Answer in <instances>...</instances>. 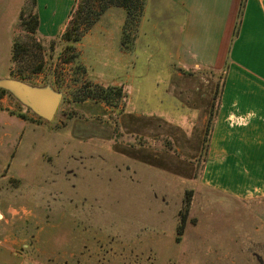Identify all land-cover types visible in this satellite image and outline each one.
Wrapping results in <instances>:
<instances>
[{"label": "rangeland", "instance_id": "374dc122", "mask_svg": "<svg viewBox=\"0 0 264 264\" xmlns=\"http://www.w3.org/2000/svg\"><path fill=\"white\" fill-rule=\"evenodd\" d=\"M21 4L0 0L3 81L13 78L8 71L11 36ZM39 7H44L40 0L36 6L24 0L21 11L36 13ZM67 14L59 11L56 24ZM126 18L125 12L122 38ZM140 18L121 38V51L133 50ZM68 21L48 39L20 28L15 32L23 50L15 64L11 61V71L24 79H13L49 86L61 98L49 122L38 120L9 93L0 98V213L9 210L5 218L13 217L8 231H0V264H264V202L232 201L201 182L219 74L188 72L200 92L194 87L172 97L169 76L158 60L162 52L143 45L138 61L125 70L114 37L104 43L92 37L90 46L94 41L99 50L86 47L93 56L85 68L78 60L81 40L62 38ZM36 67L39 73L32 74ZM124 70L134 75L127 91L110 85L126 80ZM95 85L122 88L123 96L108 94L110 105L81 101L96 91ZM202 94L211 95V103L200 132L195 105ZM32 125L63 128L60 155H54V142L45 141L42 132L33 133ZM48 191L58 192L55 201Z\"/></svg>", "mask_w": 264, "mask_h": 264}, {"label": "crops", "instance_id": "0c3cea01", "mask_svg": "<svg viewBox=\"0 0 264 264\" xmlns=\"http://www.w3.org/2000/svg\"><path fill=\"white\" fill-rule=\"evenodd\" d=\"M40 1L44 7L36 8L38 34L46 39L55 37L65 27L75 0ZM23 3L24 0L19 15ZM240 5L241 0H145L131 52L120 49L125 12L113 7L82 37L77 44V52L79 62L86 68V63L93 56L86 47L94 53L99 50L94 41V47L90 46L92 37L99 40L98 43L114 37L116 42L113 44L126 70L139 59L137 51L140 47L144 45V49L149 50L148 46H151L164 55L158 60H162L169 76L168 86L171 88L168 91L177 98L179 95L175 92L179 93L180 90L198 87L196 94L201 90V86L195 84L194 76H186L188 72L221 73L217 110L201 182L210 192L250 204L264 202V0H245L242 10ZM59 11L68 14L64 21L56 24L55 16ZM19 28L18 18L11 36L12 46ZM125 76L123 82L110 85H122L127 91L133 84L134 75L125 71ZM207 92L211 93V89H207ZM0 95L1 101H4L2 98L7 95ZM195 95L193 100L197 101ZM199 97L195 107L200 108L198 119L201 132L205 130L209 118L211 95L202 94ZM32 126L34 131L37 130L33 131L34 134L42 132L45 141L54 142V155H60L63 128L54 130L45 125ZM16 134L21 141L23 134ZM44 185L48 187L49 181ZM57 195V191H50L49 198L55 201ZM9 214H12L9 210L0 213V224H3L1 233L8 231L5 227L11 225L12 215L10 220L5 218ZM13 237V243L19 244L18 236ZM23 245L30 248V244Z\"/></svg>", "mask_w": 264, "mask_h": 264}, {"label": "trees", "instance_id": "16d2710c", "mask_svg": "<svg viewBox=\"0 0 264 264\" xmlns=\"http://www.w3.org/2000/svg\"><path fill=\"white\" fill-rule=\"evenodd\" d=\"M33 3L35 4V1L33 0ZM245 3V0H241L240 10H242V7ZM36 6V4H35ZM111 7H119L124 9L126 12V21L123 28V38L126 37V32L129 27H134L136 23L138 22L142 11H143V0H79L77 5L73 6L71 9L69 16H68V23L65 29V32L62 35V38L66 42H73L77 43L79 42L82 37L89 31V29L99 20L101 15L109 8ZM19 27L21 31L25 34L29 35H35L38 33V27H39V17L36 13L28 12L26 13L24 10L20 12L19 15ZM235 30H237V25L235 26ZM125 41V40H124ZM123 41V42H124ZM23 50V46L18 45V40L13 41L12 46V62L15 64L17 62V57L20 53V51ZM40 70V67H36L31 71L32 74H38ZM13 71H10L11 77L17 78L12 75ZM219 76H221V73L217 72ZM23 81L24 78H17ZM96 91H94L93 94L87 95L85 99H81V101L86 99H92L94 101H102L108 105V97L107 95L111 92H115L117 97L119 99L123 96V90L122 88H102L97 85H95ZM0 93L2 95H8L6 92L1 91ZM207 129L205 131V134L208 135V141L207 147L209 146V138L211 134V130L207 134ZM180 232L183 231L182 225L179 227Z\"/></svg>", "mask_w": 264, "mask_h": 264}, {"label": "water", "instance_id": "95a60500", "mask_svg": "<svg viewBox=\"0 0 264 264\" xmlns=\"http://www.w3.org/2000/svg\"><path fill=\"white\" fill-rule=\"evenodd\" d=\"M0 89L45 121L53 119L61 98V94L49 86H29L12 78L9 81L0 80Z\"/></svg>", "mask_w": 264, "mask_h": 264}]
</instances>
